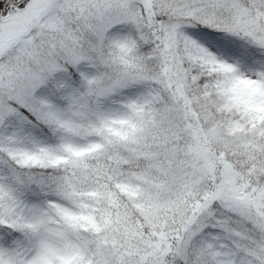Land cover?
Segmentation results:
<instances>
[{"label": "snow or ice", "instance_id": "snow-or-ice-1", "mask_svg": "<svg viewBox=\"0 0 264 264\" xmlns=\"http://www.w3.org/2000/svg\"><path fill=\"white\" fill-rule=\"evenodd\" d=\"M0 264H264V0H0Z\"/></svg>", "mask_w": 264, "mask_h": 264}]
</instances>
